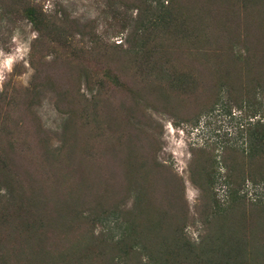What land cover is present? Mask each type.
<instances>
[{
  "label": "rangeland",
  "instance_id": "1",
  "mask_svg": "<svg viewBox=\"0 0 264 264\" xmlns=\"http://www.w3.org/2000/svg\"><path fill=\"white\" fill-rule=\"evenodd\" d=\"M13 1L0 0V147L13 144L30 156L46 146L55 150L62 136H71L67 119L75 110L78 117L72 121L87 142L79 144L154 192L100 153L119 146L122 135L104 121V109L119 110L123 130L129 121L123 111L136 110L143 127L122 146L163 165L147 176L160 191L166 190L164 184L176 191L175 182H182L184 192L164 225L167 234L184 231L196 241L203 219L197 183L211 180L213 171L222 180V156L238 167L242 159L224 148L242 146L247 124L264 118V0H161L168 3L164 10L149 0H30L52 17H65L37 42L30 23L16 12L24 0H16L18 8ZM165 54L160 69L146 59ZM124 55L139 62L128 63ZM109 72L118 78L116 84ZM160 85L163 95L155 89ZM236 170L242 181L244 174ZM217 194L222 201V191ZM155 195L161 197L158 191ZM131 202L125 200V209ZM222 224L220 218L216 225ZM167 234L157 240L156 252L174 246ZM142 264L153 261L146 257Z\"/></svg>",
  "mask_w": 264,
  "mask_h": 264
},
{
  "label": "trees",
  "instance_id": "2",
  "mask_svg": "<svg viewBox=\"0 0 264 264\" xmlns=\"http://www.w3.org/2000/svg\"><path fill=\"white\" fill-rule=\"evenodd\" d=\"M149 1L158 10L169 8L165 1ZM13 2L15 8L21 4ZM13 8L4 11L6 17ZM16 12L37 34L34 42L56 21L65 20L46 14L30 0H24L23 7ZM62 39L64 42L66 38ZM166 57L167 54L146 59H153L160 69L159 64ZM124 58L128 63L133 59L127 55ZM109 73L114 80L111 84H116L118 78ZM79 75L87 85L85 70L81 69ZM103 81H97L101 88ZM155 89L163 95L162 85ZM98 95L101 97V93ZM123 112L128 117L126 126L130 132L121 129L118 109L107 106L102 112L104 121L122 135L117 139L119 146L100 153L149 183L154 192L81 146L79 140L87 142L72 121L78 117L76 111H70L67 127L71 136H62L61 147L50 150L46 146L31 152V156L19 152L13 144L0 147V192L3 193H0V264H127L129 261L142 264L146 257L153 264H264V118L247 124L242 146L229 144L224 148L225 153L237 154L242 159L238 167L227 165L222 156V180H216L213 171L208 174L211 180L197 183L200 191L197 208L203 214L202 232L197 240L191 241L184 231L173 229L168 234L169 240L174 239V246L156 252L157 240L168 232L164 220L179 203L184 187L182 182H175L176 191L172 184H164L166 190L160 191L148 182L147 176L163 165L155 157H139L132 146H122L124 141L130 143L133 133L143 127L135 117L136 110ZM236 169L240 170L238 175L244 174L242 181L236 179ZM205 172L202 169L201 176ZM246 178L250 179L249 185ZM220 190L224 195L222 201L217 194ZM130 198L131 206L125 209L123 204ZM220 218L223 224L217 226ZM179 220L184 221L182 217ZM212 223L215 226L211 227Z\"/></svg>",
  "mask_w": 264,
  "mask_h": 264
}]
</instances>
